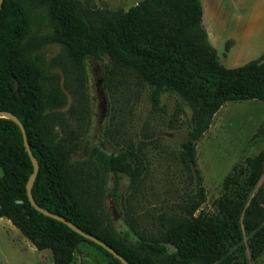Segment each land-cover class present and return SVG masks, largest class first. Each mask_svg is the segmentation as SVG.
I'll list each match as a JSON object with an SVG mask.
<instances>
[{
    "label": "trees",
    "instance_id": "1",
    "mask_svg": "<svg viewBox=\"0 0 264 264\" xmlns=\"http://www.w3.org/2000/svg\"><path fill=\"white\" fill-rule=\"evenodd\" d=\"M38 9V15L34 13ZM57 44L45 59L35 42ZM89 57H106L102 73H132L150 88L157 102L165 92L182 97L191 108L180 143V159L191 172L193 192L176 212L158 217V234L137 233L128 245L102 223L100 194L90 184L92 172L119 175L130 186L144 164L133 150L110 153L99 167L72 165L68 140L55 130L52 109L64 102L57 88L60 73L80 80ZM264 101V57L228 68L220 63L202 25L200 0H145L126 11L90 8L80 0H2L0 8V110L23 124L38 163L31 193L45 210L56 213L112 247L129 264H247L264 250V150L236 162L224 178L217 214H196L205 201L195 146L213 114L227 101ZM93 167V166H92ZM0 217L7 218L37 249L50 248L53 264H70L80 242H88L121 262L102 246L65 223L33 208L26 182L32 162L19 126L0 117ZM21 200V203L16 202ZM245 238V242L243 239Z\"/></svg>",
    "mask_w": 264,
    "mask_h": 264
},
{
    "label": "rangeland",
    "instance_id": "2",
    "mask_svg": "<svg viewBox=\"0 0 264 264\" xmlns=\"http://www.w3.org/2000/svg\"><path fill=\"white\" fill-rule=\"evenodd\" d=\"M90 8L126 11L145 0H80ZM202 25L208 41L225 67L240 66L264 55V0H200ZM38 9L34 13L38 15ZM45 59L59 53L57 44L35 42ZM106 57H89L80 80L74 73H60L57 88L64 102L52 109L59 117L58 136L68 140L71 163L83 170L99 167L110 153L133 149L144 170L134 186L119 175L92 172L90 184L99 192L102 223L114 238L128 245L137 233L147 238L158 234V217L176 212L193 192L191 172L180 159V143L190 123L191 108L173 92L157 102L150 88L132 73L103 77ZM264 150V101L225 102L212 116L209 128L195 146L196 166L202 174L205 201L196 214L219 212L218 199L224 178L236 162ZM93 166V167H92ZM1 176V169H0ZM264 177V171L258 184ZM245 242V238L243 239ZM247 264H264V250ZM0 264H53L50 248L37 249L5 218L0 217ZM70 264H119L94 245L82 241ZM122 264V263H121Z\"/></svg>",
    "mask_w": 264,
    "mask_h": 264
},
{
    "label": "water",
    "instance_id": "3",
    "mask_svg": "<svg viewBox=\"0 0 264 264\" xmlns=\"http://www.w3.org/2000/svg\"><path fill=\"white\" fill-rule=\"evenodd\" d=\"M144 2V1H143ZM143 2H140L139 4H142ZM1 3L2 0H0V8H1ZM0 117H6L9 118L11 120H13L20 128L21 133H22V137H23V141H24V145H25V149L27 151V154L32 162V172L30 173L27 182H26V194H27V198L31 204V206L33 208H35L36 210L40 211L41 213L54 218L56 220H59L63 223H65L69 228H71L73 231L77 232L78 234L82 235L83 237L95 242L96 244L102 246L105 250H107L109 253H111L115 258H117L122 264H129L126 259L124 257H122L118 252H116L112 247L108 246L104 241L98 239L97 237L91 235L90 233H87L85 231H83L82 229H80L79 227H77L75 224L71 223L70 221L64 219L62 216L56 214V213H52L48 210L42 209L34 200L32 193H31V186H32V182L35 178V175L37 173V169H38V163L37 160L35 159V157L32 155L27 139H26V134H25V129L24 126L22 124V122L12 113L7 112V111H1L0 110ZM16 202L21 203V200H16Z\"/></svg>",
    "mask_w": 264,
    "mask_h": 264
},
{
    "label": "crops",
    "instance_id": "4",
    "mask_svg": "<svg viewBox=\"0 0 264 264\" xmlns=\"http://www.w3.org/2000/svg\"><path fill=\"white\" fill-rule=\"evenodd\" d=\"M263 57H264V55H263Z\"/></svg>",
    "mask_w": 264,
    "mask_h": 264
}]
</instances>
